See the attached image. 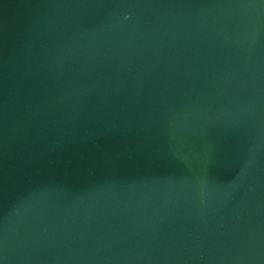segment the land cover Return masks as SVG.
I'll use <instances>...</instances> for the list:
<instances>
[{"label": "water", "instance_id": "1", "mask_svg": "<svg viewBox=\"0 0 264 264\" xmlns=\"http://www.w3.org/2000/svg\"><path fill=\"white\" fill-rule=\"evenodd\" d=\"M0 264H264V0H0Z\"/></svg>", "mask_w": 264, "mask_h": 264}]
</instances>
